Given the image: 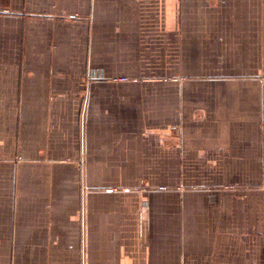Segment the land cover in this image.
I'll use <instances>...</instances> for the list:
<instances>
[{"label": "crops", "instance_id": "1", "mask_svg": "<svg viewBox=\"0 0 264 264\" xmlns=\"http://www.w3.org/2000/svg\"><path fill=\"white\" fill-rule=\"evenodd\" d=\"M0 264H264V0H0Z\"/></svg>", "mask_w": 264, "mask_h": 264}, {"label": "built area", "instance_id": "2", "mask_svg": "<svg viewBox=\"0 0 264 264\" xmlns=\"http://www.w3.org/2000/svg\"><path fill=\"white\" fill-rule=\"evenodd\" d=\"M125 79V78H124ZM165 186H162V188H164Z\"/></svg>", "mask_w": 264, "mask_h": 264}]
</instances>
